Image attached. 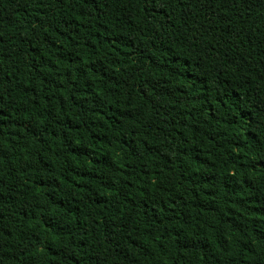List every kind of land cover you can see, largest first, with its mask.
Instances as JSON below:
<instances>
[{
	"label": "trees",
	"instance_id": "1",
	"mask_svg": "<svg viewBox=\"0 0 264 264\" xmlns=\"http://www.w3.org/2000/svg\"><path fill=\"white\" fill-rule=\"evenodd\" d=\"M0 264H264V0H0Z\"/></svg>",
	"mask_w": 264,
	"mask_h": 264
}]
</instances>
